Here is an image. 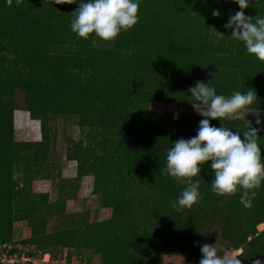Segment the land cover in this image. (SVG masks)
Masks as SVG:
<instances>
[{
  "label": "trees",
  "instance_id": "1",
  "mask_svg": "<svg viewBox=\"0 0 264 264\" xmlns=\"http://www.w3.org/2000/svg\"><path fill=\"white\" fill-rule=\"evenodd\" d=\"M56 2L12 0L8 5L0 0V245L10 242L14 197L23 191L18 183L29 178H16L14 173L20 169L13 166L24 162L22 167L28 169L33 160L46 157L47 133L53 121L74 116L80 130H87V141L91 132L102 135L100 150L90 144L83 146L82 139L67 153V159L77 164V176L95 177L94 185L101 186L110 204L121 202L130 208L137 194L151 201L141 215L154 230L147 231L148 223L145 225L142 233L146 244L141 245V253L136 252L139 213L125 219V223L115 215L110 224H124L120 235L109 232L97 239L84 235L83 242L95 243L91 249L101 252V264H142L140 259L156 256L159 251L200 256L194 236L202 223L193 219V213L206 203L205 215L210 219L216 218L209 210L211 205L226 208L222 216H217L230 222L232 227H227L231 230L235 228L233 237L222 235L231 243L230 251L240 249L238 257L244 264L263 258L264 231L258 232L255 227L264 222V205L253 201L255 207L245 218L248 223L255 219L252 227L245 230L240 226L238 230L233 216L243 209L237 207L240 192L231 196L213 193L208 162L200 173L201 199L191 208L181 209L187 213L182 224L181 219H170L176 209L170 202L183 185L173 186V178L164 171L171 143L194 136L202 119L193 114L191 103L195 102L188 93L196 81L209 82L225 96L254 89L257 98L243 111L264 116V62L249 56L243 43L230 38L231 30L223 27L229 15L239 10L238 5L233 0H141L139 20L132 29L121 32L112 43L97 39L93 44L94 37L77 39L71 31V14L78 3ZM214 9L221 15L214 17ZM244 11L253 18L264 16V0H250ZM15 90L23 94V110L38 120L42 129V140L31 144L39 148L31 159L29 150L25 151L27 155H20L13 142ZM152 100L172 102L175 110L149 111ZM176 112L179 118L174 120ZM247 121L264 129V122L256 125V121L242 118L224 119L222 123L243 132ZM222 123L210 120L217 127ZM258 144L264 155V130L258 132ZM261 187L264 192V185ZM187 222L191 223V231L185 235ZM64 236L59 234L58 239L61 246H68L63 245ZM38 250L26 254L36 257Z\"/></svg>",
  "mask_w": 264,
  "mask_h": 264
},
{
  "label": "rangeland",
  "instance_id": "2",
  "mask_svg": "<svg viewBox=\"0 0 264 264\" xmlns=\"http://www.w3.org/2000/svg\"><path fill=\"white\" fill-rule=\"evenodd\" d=\"M22 103V92L15 90L13 94V104L16 108L13 112V142L16 144L15 147L20 155H27L25 151L29 150L31 159L33 153L39 149L32 147L31 144L40 142L43 134L39 121L34 122L35 119L23 110ZM148 110L172 113L175 110V105L168 101L152 100L149 103ZM192 112L201 116L194 107ZM231 118H242L250 121L259 119L264 122V116L260 118L256 112L252 111L242 110ZM86 131L82 132L80 130L74 116L57 117L47 133L48 154L46 157L39 159V161L33 160L28 169L22 167L24 162L20 163L19 166H13L15 169H20L18 173H14L16 178L29 175L27 180L19 181L18 185L23 187V191H20L22 193L18 197H14L10 242L1 244L11 245L14 248L13 252L18 253L14 264H101V252L91 249L95 243H87L86 245L83 242V237L87 234L97 239L109 232L122 234L124 224L119 227H112L110 224L115 215L116 219L123 220L125 223V219L129 220L128 218L132 215L139 213V227L135 228L139 240L136 252L141 253V245L146 244L142 232L148 222L143 216L144 214L141 215V210L151 205L149 204L150 199L145 198V196L139 197V194H137V197H133L130 208L124 207L120 204L121 202H118L119 205H117L118 203L110 204L108 202L109 198L102 193L101 186L94 185L95 177L92 175L77 176L76 162L67 159V153L82 139L83 146L90 144V147L94 146L95 149H101V132L96 135L95 132H91L92 139L89 138L90 140L87 141L85 139ZM40 152L43 151L40 150ZM172 180L173 183L171 184H174L173 186H180H178L175 179ZM261 188L257 190L258 195L253 201L263 206L264 192H261L263 191ZM112 194L113 198H116L114 188ZM41 196L47 197L43 198ZM203 205L201 208L196 207L193 213L195 215L193 219L195 221L200 219L199 221L202 223L200 226L198 225L194 236L197 247L202 243L215 244L220 255H239L240 249L235 252L230 251L231 243L222 239L224 234H227L230 238L233 237L232 231L235 230V228L231 230L230 227H227V225H231L230 222H226L225 219L223 221L217 216L218 214L222 216L226 208L221 204H217L216 207L211 205L209 210L216 218L212 217L210 219L207 214L205 215V209H208L207 203ZM237 207L242 208L243 206L239 204ZM249 209L243 207L238 215L234 214L233 217L236 216L237 224H239L238 230H241L240 226L245 230L252 227L255 219L252 218V223H248L245 219ZM185 216H187L186 211L176 208L170 219H181L180 221L183 224L187 218ZM189 223L184 224L183 233L185 235L187 230L191 231ZM263 223L257 226L262 227ZM257 226L255 229L258 232L264 231V229ZM73 230H76V232H73ZM146 230L151 232L154 230V226L148 223ZM70 231L72 233L68 234ZM64 233L67 236H64L65 244L63 243V245L68 246H61L62 241L58 239V235ZM92 242L96 241L93 240ZM33 250L40 251V254L36 257L31 256V259L34 260L25 263L26 260L22 259L21 253L32 252ZM198 255L185 256L159 251L158 255L144 257L139 262L142 264H198L201 257V255ZM67 257L69 258L67 259ZM260 260L264 261V257H260ZM10 264L12 263L10 262ZM241 264H244V262L241 261Z\"/></svg>",
  "mask_w": 264,
  "mask_h": 264
},
{
  "label": "clouds",
  "instance_id": "3",
  "mask_svg": "<svg viewBox=\"0 0 264 264\" xmlns=\"http://www.w3.org/2000/svg\"><path fill=\"white\" fill-rule=\"evenodd\" d=\"M6 2L12 4V0ZM233 2L239 10L229 15L223 27L231 30L230 38L243 43L249 56L264 62V16L259 14L253 18L245 15L244 10L250 6V0ZM56 3L61 2L57 0ZM69 3L79 5L71 14V31L77 39L94 37L92 43L96 44L97 39L112 43L121 32L132 29L139 20L141 0H69ZM212 15L218 17L221 13L214 9ZM188 93L195 102L191 103L192 106L202 119L194 136L181 137L167 149L164 171L177 181L178 186L183 185L179 195L170 202L171 206L179 210L191 208L199 202L200 173L202 167L210 162L212 192L218 196H231L239 191L240 204L245 209L251 208L258 195L257 190L264 185V155L258 144V132L264 129L253 127L247 121L246 131H233L222 121L251 106L257 98L255 90H237L231 96H225L218 94L209 82L198 80ZM178 118L179 112L174 113L173 119ZM210 120H219L222 126L212 125ZM260 124L257 119L256 125ZM199 250L198 264H241L236 254H218L215 244L202 243ZM253 264H264V261L255 259Z\"/></svg>",
  "mask_w": 264,
  "mask_h": 264
},
{
  "label": "built area",
  "instance_id": "4",
  "mask_svg": "<svg viewBox=\"0 0 264 264\" xmlns=\"http://www.w3.org/2000/svg\"><path fill=\"white\" fill-rule=\"evenodd\" d=\"M13 249L14 248H12L11 245L9 246L0 245V264H10V262L14 264L18 256V253L12 252ZM21 254H22L21 256L22 259L26 260L25 263L34 260L31 259V256L27 255L26 253H21Z\"/></svg>",
  "mask_w": 264,
  "mask_h": 264
},
{
  "label": "crops",
  "instance_id": "5",
  "mask_svg": "<svg viewBox=\"0 0 264 264\" xmlns=\"http://www.w3.org/2000/svg\"><path fill=\"white\" fill-rule=\"evenodd\" d=\"M37 121H38V120H34L35 123H36ZM25 127L28 128L27 125H25ZM260 224H262V223H260ZM257 227H258V226H257ZM258 228L264 229L263 227H258ZM261 229H260V230H261ZM234 252H235V251H234ZM240 253H241V252H240ZM240 253H239V254H240Z\"/></svg>",
  "mask_w": 264,
  "mask_h": 264
},
{
  "label": "bare ground",
  "instance_id": "6",
  "mask_svg": "<svg viewBox=\"0 0 264 264\" xmlns=\"http://www.w3.org/2000/svg\"><path fill=\"white\" fill-rule=\"evenodd\" d=\"M262 227H264V223H263Z\"/></svg>",
  "mask_w": 264,
  "mask_h": 264
}]
</instances>
